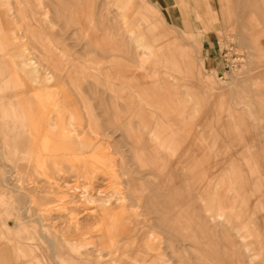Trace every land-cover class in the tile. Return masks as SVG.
<instances>
[{
  "label": "rangeland",
  "instance_id": "obj_1",
  "mask_svg": "<svg viewBox=\"0 0 264 264\" xmlns=\"http://www.w3.org/2000/svg\"><path fill=\"white\" fill-rule=\"evenodd\" d=\"M57 261L264 264V0H0V264Z\"/></svg>",
  "mask_w": 264,
  "mask_h": 264
},
{
  "label": "bare ground",
  "instance_id": "obj_2",
  "mask_svg": "<svg viewBox=\"0 0 264 264\" xmlns=\"http://www.w3.org/2000/svg\"><path fill=\"white\" fill-rule=\"evenodd\" d=\"M77 110H78V109H77ZM72 127H73V126H72ZM30 201H31V200H30ZM7 223H8V222H7ZM56 264H60V262H59V261H57V262H56Z\"/></svg>",
  "mask_w": 264,
  "mask_h": 264
}]
</instances>
